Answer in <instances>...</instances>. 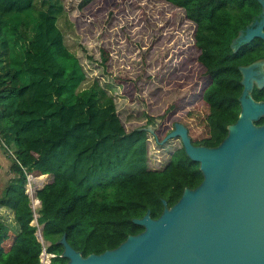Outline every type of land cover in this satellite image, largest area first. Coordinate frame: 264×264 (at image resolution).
<instances>
[{
  "label": "trees",
  "instance_id": "trees-1",
  "mask_svg": "<svg viewBox=\"0 0 264 264\" xmlns=\"http://www.w3.org/2000/svg\"><path fill=\"white\" fill-rule=\"evenodd\" d=\"M165 1L193 23L195 59L206 78L200 97L207 104V134L190 140L216 145L239 111L236 69L264 56L258 36L230 51L236 31L260 6L256 0ZM59 21L71 25L63 0H0V147L15 148L12 176L0 195V264H38L41 246L53 253L47 264H64L57 244L62 234L82 256L112 248L142 229L132 217L146 209L156 217L162 199L170 206L183 187L202 178L180 141L151 161L144 125L152 117L142 110V123L124 126L130 112L121 118L112 94L97 76H87ZM251 89L254 100L264 99V86ZM26 173L45 174L34 193L41 241L29 223Z\"/></svg>",
  "mask_w": 264,
  "mask_h": 264
},
{
  "label": "water",
  "instance_id": "water-1",
  "mask_svg": "<svg viewBox=\"0 0 264 264\" xmlns=\"http://www.w3.org/2000/svg\"><path fill=\"white\" fill-rule=\"evenodd\" d=\"M256 1L260 12L236 31L232 52L253 37L264 42V0ZM262 64L254 60L236 69L242 86L239 111L216 145L193 144L179 122L154 138L164 144L178 136L187 159L198 162L199 183L183 187L170 206L162 199L156 217L148 209L132 217L130 222L142 229L112 248L82 256L62 234L57 244L64 264H264V121L253 122L264 117V99L250 95L252 82L259 90L264 86Z\"/></svg>",
  "mask_w": 264,
  "mask_h": 264
},
{
  "label": "rangeland",
  "instance_id": "rangeland-1",
  "mask_svg": "<svg viewBox=\"0 0 264 264\" xmlns=\"http://www.w3.org/2000/svg\"><path fill=\"white\" fill-rule=\"evenodd\" d=\"M63 2L71 23L66 27L59 21L65 41L78 55L87 76H97L112 94L119 116L124 118L130 112L131 120L124 121V126L142 123V110L152 117V122L144 125L152 162L162 160L180 141L177 136L165 139L164 144L154 142L174 122L184 125L192 139L207 134V104L200 97L206 78L195 59L193 23L182 8L165 0ZM262 60L261 72L264 58L255 60ZM3 77L0 75V81ZM11 148L6 155L8 164L15 152L14 146ZM0 149L5 152V147ZM38 176L41 179L35 186L45 180V174ZM8 181L0 185V195ZM30 204L35 208L34 198Z\"/></svg>",
  "mask_w": 264,
  "mask_h": 264
},
{
  "label": "built area",
  "instance_id": "built-area-1",
  "mask_svg": "<svg viewBox=\"0 0 264 264\" xmlns=\"http://www.w3.org/2000/svg\"><path fill=\"white\" fill-rule=\"evenodd\" d=\"M2 143V142H1ZM3 147H5V152L6 153H11L8 148H6V146L2 143ZM40 175V174H39ZM41 179L40 176L38 175H32L30 173H26L25 174V184H24V192L26 193V195L28 196V199H29V206L31 208V213H32V218L30 219L29 223L31 224H34L36 226L35 228V231L34 233L36 235L39 234V236H37V239L38 237H40V225L38 226L37 222H36V219H35V215H36V212H35V208L30 204L32 198L35 199V202H36V198H35V190L37 188H39L40 186H35L34 185V182ZM36 207V206H35ZM35 235V236H36ZM39 241H41V239L39 238L38 239ZM53 255V253L51 252H47L44 248V246H41V249L38 253V264H47L48 261H49V258Z\"/></svg>",
  "mask_w": 264,
  "mask_h": 264
},
{
  "label": "crops",
  "instance_id": "crops-1",
  "mask_svg": "<svg viewBox=\"0 0 264 264\" xmlns=\"http://www.w3.org/2000/svg\"><path fill=\"white\" fill-rule=\"evenodd\" d=\"M7 153L2 152L0 149V177L3 178V182L12 176V172L8 169ZM0 181V185L3 183Z\"/></svg>",
  "mask_w": 264,
  "mask_h": 264
},
{
  "label": "flooded vegetation",
  "instance_id": "flooded-vegetation-1",
  "mask_svg": "<svg viewBox=\"0 0 264 264\" xmlns=\"http://www.w3.org/2000/svg\"><path fill=\"white\" fill-rule=\"evenodd\" d=\"M231 45V44H230ZM261 58H264V56L263 57H261ZM254 85V84H253Z\"/></svg>",
  "mask_w": 264,
  "mask_h": 264
}]
</instances>
